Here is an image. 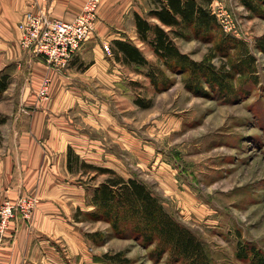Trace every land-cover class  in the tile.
Segmentation results:
<instances>
[{"label": "rangeland", "instance_id": "obj_1", "mask_svg": "<svg viewBox=\"0 0 264 264\" xmlns=\"http://www.w3.org/2000/svg\"><path fill=\"white\" fill-rule=\"evenodd\" d=\"M222 3L240 33L238 37L225 34L245 42L256 57V77H251L255 82L235 77L237 96L226 102L190 93L182 78L169 72L172 86L157 92L145 76L146 68L119 64L121 79L114 86H103L90 99L95 122H87L81 133L87 145L93 146L89 154L95 164L146 184L166 211L200 239L210 264H251L237 254L239 246L264 254V54L255 47L264 34V14L254 16L241 0ZM144 7L147 13L153 5L149 0ZM175 42L196 61L208 57L216 66L226 62L212 58L211 44L196 39ZM140 49L151 63L158 64L149 47ZM14 90L18 87L10 77L6 91L12 96ZM3 105L11 109L10 101ZM0 116L11 120L10 115ZM2 134L0 128V144ZM82 170L75 165L73 173L81 174L78 180L87 188L88 204L93 186L107 176L90 181ZM83 222L85 232L101 233L100 240L106 237L100 244L89 240L100 257L123 252L131 264H169L167 256L152 257V247L112 236L104 222Z\"/></svg>", "mask_w": 264, "mask_h": 264}, {"label": "crops", "instance_id": "obj_2", "mask_svg": "<svg viewBox=\"0 0 264 264\" xmlns=\"http://www.w3.org/2000/svg\"><path fill=\"white\" fill-rule=\"evenodd\" d=\"M86 1L0 0V73H7L18 87L12 96V90L6 91L0 103V113L11 116L0 127V201H14L19 195L38 201L32 220L16 218L2 238L0 264H100L84 222L75 219L77 210L91 211L92 206L86 203V186L78 180L81 174L68 170V149L95 164L89 154L93 146L81 133L87 122H95L89 101L103 86L121 79L120 65L111 58L112 42L129 39L143 46L134 15L143 16L149 0H100L92 38L63 71L46 69L23 50L17 27L27 12L70 20ZM47 76L49 97L41 100L37 92ZM6 100L10 110L4 109Z\"/></svg>", "mask_w": 264, "mask_h": 264}, {"label": "trees", "instance_id": "obj_3", "mask_svg": "<svg viewBox=\"0 0 264 264\" xmlns=\"http://www.w3.org/2000/svg\"><path fill=\"white\" fill-rule=\"evenodd\" d=\"M153 8L145 16L134 15L137 40L151 49L158 64L151 63L131 40H114L110 52L113 59L124 67L147 69L145 76L157 91L167 90L173 80L167 72L182 78L184 87L196 96L222 101H232L237 96L233 85L235 77H256V57L245 42L226 35L209 10L212 0H150ZM254 16H262L264 0H241ZM176 39H196L211 44L213 57L225 59L216 66L205 57L192 59L177 46ZM255 47L264 54V34L256 40ZM10 85L8 74L0 73V99ZM139 106L142 103L135 102ZM7 121L0 116V125ZM94 181L98 176L106 179L91 189L89 204L92 210L78 211V221L104 222L112 236L133 239L139 245L152 247L150 255L161 259L167 256L169 264H210L204 244L187 227L166 211L148 186L136 179H125L114 170L87 164L68 149L67 167L74 166ZM80 215L82 218L80 219ZM99 232L87 233L93 244H100ZM238 258L251 264H264V254L254 247L239 246ZM100 264H131L123 252L105 253Z\"/></svg>", "mask_w": 264, "mask_h": 264}, {"label": "built area", "instance_id": "obj_4", "mask_svg": "<svg viewBox=\"0 0 264 264\" xmlns=\"http://www.w3.org/2000/svg\"><path fill=\"white\" fill-rule=\"evenodd\" d=\"M99 4L100 0H87L81 12L70 20L27 12L17 26L21 34L20 47L32 57L40 59L46 69L65 70L81 46L92 38ZM211 12L224 33L239 36L237 23L222 0H213ZM50 87L51 78L47 76L37 92L38 98L48 99ZM37 204V199L30 195H19L14 201H0V244L10 231L13 220H32Z\"/></svg>", "mask_w": 264, "mask_h": 264}]
</instances>
